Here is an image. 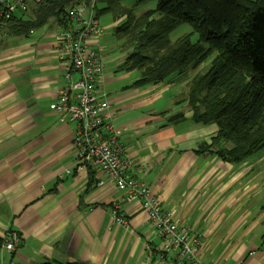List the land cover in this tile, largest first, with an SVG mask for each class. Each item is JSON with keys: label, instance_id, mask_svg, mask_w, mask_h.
I'll return each mask as SVG.
<instances>
[{"label": "crops", "instance_id": "0c3cea01", "mask_svg": "<svg viewBox=\"0 0 264 264\" xmlns=\"http://www.w3.org/2000/svg\"><path fill=\"white\" fill-rule=\"evenodd\" d=\"M120 2L138 16L157 7V0ZM108 3L97 1L96 16ZM72 4L89 7L87 0ZM44 6L29 0L15 13L35 24L28 32L0 27V264H177V251H162L141 203L128 201L92 166L78 164L76 124L62 122L52 109L69 66L58 40L66 27L55 14L46 17ZM105 14L104 36L125 20L99 16ZM104 36L92 44L103 50L99 91L110 103L107 121L120 134L129 175L200 236L204 262L264 264V150L240 164L201 152L218 126L192 120L188 94L196 73L132 88L140 71L121 69L131 51L116 35ZM178 114L184 118L172 119ZM222 147L230 145L215 148ZM90 169L97 179L92 184ZM116 203L125 225L113 220ZM11 233L21 237L14 251L6 248Z\"/></svg>", "mask_w": 264, "mask_h": 264}, {"label": "trees", "instance_id": "16d2710c", "mask_svg": "<svg viewBox=\"0 0 264 264\" xmlns=\"http://www.w3.org/2000/svg\"><path fill=\"white\" fill-rule=\"evenodd\" d=\"M71 4L47 0L43 10L68 28L66 7ZM102 12L125 17L115 35L122 49L131 51L121 69L141 73L132 88L196 73L188 94L192 120L218 126L217 136L201 145V152L213 150L222 160L240 164L264 150V0H157L156 9L139 16L120 0H109L97 16ZM22 21L13 16L0 20V27L22 34L35 26ZM185 23L200 35L199 41L191 35L170 39ZM212 55L211 65L198 72ZM179 118L184 114L172 117ZM221 143L230 147L216 149ZM89 174L90 184L97 182L95 171Z\"/></svg>", "mask_w": 264, "mask_h": 264}, {"label": "built area", "instance_id": "2783aa9c", "mask_svg": "<svg viewBox=\"0 0 264 264\" xmlns=\"http://www.w3.org/2000/svg\"><path fill=\"white\" fill-rule=\"evenodd\" d=\"M45 3L47 0H34ZM98 0H90L89 7L76 5L66 10L69 26L58 35L61 57L69 62L64 73L65 84L59 89L52 109L62 122L75 123L74 145L78 150L81 168L92 166L126 193L128 201H138L146 212L157 236L163 241L162 251L176 250L177 264L207 263L200 258L202 240L191 227L181 226L171 213L164 211L150 187L128 173L122 159L124 146L114 125L107 121L110 103L100 95L105 64L103 50L94 48L105 33L95 14ZM29 0H0V20L9 21L17 11L26 10ZM78 75V79L74 78ZM70 173V172H68ZM105 181L100 180L99 186ZM112 217L119 225L127 224L119 205L114 204ZM6 248L14 251L21 242L17 233L7 235Z\"/></svg>", "mask_w": 264, "mask_h": 264}, {"label": "rangeland", "instance_id": "374dc122", "mask_svg": "<svg viewBox=\"0 0 264 264\" xmlns=\"http://www.w3.org/2000/svg\"><path fill=\"white\" fill-rule=\"evenodd\" d=\"M154 1V0H153ZM102 6L101 5H99V8H101ZM106 16H109L110 17V15H103V16H99V20H100V23H101V25L103 24H105L106 23V21H105V17ZM112 16H113V14H112ZM102 25V26H103ZM108 30V29H107ZM184 35H191V39H192V41L193 42H197V41H199L200 40V35L197 33V32H195L194 31V29H193V27H192V25H190L189 23H185V24H182V25H180L179 27H177V29H175L171 34H170V39L172 40V41H176L177 39H179L180 37H182V36H184ZM115 36V31H114V29H112V28H110L108 31H107V33H106V35L104 36V38H103V41L106 39V38H109V37H114ZM116 38V37H115ZM113 39H111V40H108V41H112ZM104 45H106L107 47H110V45L108 44V43H105ZM215 56L216 55H212L208 60H207V62L206 63H204L203 65H202V67L198 70V72H201V71H203V70H205V68L207 69L210 65H211V62H212V60L215 58ZM194 74V73H193ZM264 168V167H263Z\"/></svg>", "mask_w": 264, "mask_h": 264}, {"label": "bare ground", "instance_id": "6f19581e", "mask_svg": "<svg viewBox=\"0 0 264 264\" xmlns=\"http://www.w3.org/2000/svg\"><path fill=\"white\" fill-rule=\"evenodd\" d=\"M5 241H6V244H7L8 243L7 237H6V240Z\"/></svg>", "mask_w": 264, "mask_h": 264}]
</instances>
